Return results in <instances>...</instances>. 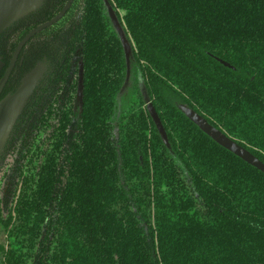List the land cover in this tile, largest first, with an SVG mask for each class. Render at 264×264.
<instances>
[{
  "label": "trees",
  "instance_id": "trees-1",
  "mask_svg": "<svg viewBox=\"0 0 264 264\" xmlns=\"http://www.w3.org/2000/svg\"><path fill=\"white\" fill-rule=\"evenodd\" d=\"M67 2L42 0L0 32V78ZM109 2L131 46L123 90L103 0H73L22 49L47 70L0 153V264H264V173L178 107L264 163V0Z\"/></svg>",
  "mask_w": 264,
  "mask_h": 264
},
{
  "label": "water",
  "instance_id": "water-1",
  "mask_svg": "<svg viewBox=\"0 0 264 264\" xmlns=\"http://www.w3.org/2000/svg\"><path fill=\"white\" fill-rule=\"evenodd\" d=\"M73 0H68L63 9L52 19L49 21L40 24L39 26L32 29L28 32L22 40L18 43L13 56L3 74L0 78V94L5 86L8 77L11 73V70L15 64V60L17 55L24 45V43L35 33L39 32L43 28H46L55 22H57L69 8L70 4ZM42 0H0V32L5 29L10 23H12L17 18L25 15L26 13L36 9ZM104 6L107 11V15L110 19V22L119 38L121 43L125 64H126V78L123 84L122 90L127 86L128 79L130 75V59H131V46L126 37L125 31L118 20V17L115 13L113 6L110 4L109 0H103ZM31 5V6H30ZM224 65L229 66L228 63L221 61ZM1 62H0V70H1ZM35 70V69H34ZM30 71L22 80L19 87L12 93L6 96L4 99L0 101V153L4 147V144L7 140V137L20 114L26 100L30 96L33 86H31V80L34 79V75H36V71ZM37 78V76H36ZM81 84H79V88ZM144 101L146 102V109L154 122V125L160 135L162 142L169 147L167 134L165 129L161 123V120L155 111L152 103L149 101L146 93H143ZM179 109L195 124L199 127L201 131L207 134L212 140H214L217 144L224 147L228 151L232 152L240 159L248 163L249 165L255 167L259 171L264 173V163L257 158L254 154L249 152L239 143L228 137L225 133H223L220 129L210 124L203 116L195 112L189 107H186L183 104L178 105Z\"/></svg>",
  "mask_w": 264,
  "mask_h": 264
},
{
  "label": "flooded vegetation",
  "instance_id": "flooded-vegetation-1",
  "mask_svg": "<svg viewBox=\"0 0 264 264\" xmlns=\"http://www.w3.org/2000/svg\"><path fill=\"white\" fill-rule=\"evenodd\" d=\"M73 2V1H72ZM72 4V3H71ZM71 4H70V6H71ZM69 6V7H70ZM69 9V8H68ZM67 9V10H68ZM66 10V11H67ZM66 13V12H65ZM64 13V14H65ZM56 16V15H55ZM63 17V16H62ZM61 17V18H62ZM60 18V19H61ZM59 19V20H60ZM49 21V20H48ZM47 22V21H46ZM45 23V22H44ZM56 23V22H55ZM54 23V24H55ZM43 24V23H42ZM54 24H52V25H54ZM52 25H50V26H52ZM39 26V25H38ZM50 26H48V27H50ZM35 27H37V26H35ZM34 27V28H35ZM48 27H46V28H48ZM34 28H32V29H34ZM46 28H43L42 30H40L39 32H37V33H35V34H33L25 43H24V45L21 47V49H20V51H19V53H18V55H17V58H16V60H15V64H14V66H13V68H12V70L14 69V67H15V65H16V63L18 62V66H19V68L21 69V72H20V75H19V81H18V84H17V86L19 85V84H21L20 83V81H21V79L24 77V76H26L30 71H32V70H34V69H38V75H37V78H36V80H35V83H34V87H33V89L36 87V83L37 82H40L39 80H42V78L44 77V75H45V73H46V70H47V68H46V66H47V62H46V59L45 58H43L42 60H40V61H36L35 63H33L32 64V66L31 67H28V63L30 64V58H28V57H26L25 56V51H22V49H23V47L26 45V43L31 39V38H33L36 34H38V33H40L41 31H43L44 29H46ZM32 29H30L29 31H27L24 35H23V37L28 33V32H30ZM22 37V38H23ZM22 38L18 41V43L22 40ZM18 43L16 44V46H15V48L17 47V45H18ZM34 47H37V45H35L34 44ZM15 48L13 49V51H12V53H11V56H10V58H9V62H10V60H11V58H12V56H13V53H14V51H15ZM9 62H8V64H9ZM32 63V62H31ZM8 64H7V66H8ZM7 66H6V68H7ZM26 68H27V70H26ZM6 70V69H5ZM12 70H11V72H12ZM5 72V71H4ZM4 74V73H3ZM10 75H11V73H10ZM10 75H9V77H10ZM3 76V75H2ZM9 77H8V79H9ZM8 81V80H7ZM4 88V87H3ZM33 91V90H32Z\"/></svg>",
  "mask_w": 264,
  "mask_h": 264
},
{
  "label": "rangeland",
  "instance_id": "rangeland-1",
  "mask_svg": "<svg viewBox=\"0 0 264 264\" xmlns=\"http://www.w3.org/2000/svg\"><path fill=\"white\" fill-rule=\"evenodd\" d=\"M31 6V5H30ZM36 75H34V79L31 80V86L34 85L36 76L38 75V69H35ZM7 244V238H6V231L4 230L1 222H0V262L2 261V249L6 247Z\"/></svg>",
  "mask_w": 264,
  "mask_h": 264
}]
</instances>
